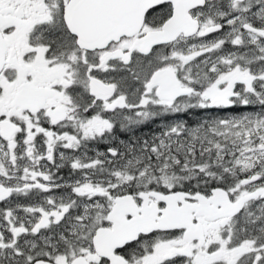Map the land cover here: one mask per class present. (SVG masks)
I'll list each match as a JSON object with an SVG mask.
<instances>
[{"label": "snow or ice", "instance_id": "snow-or-ice-1", "mask_svg": "<svg viewBox=\"0 0 264 264\" xmlns=\"http://www.w3.org/2000/svg\"><path fill=\"white\" fill-rule=\"evenodd\" d=\"M0 264H264V0H0Z\"/></svg>", "mask_w": 264, "mask_h": 264}, {"label": "flooded vegetation", "instance_id": "flooded-vegetation-1", "mask_svg": "<svg viewBox=\"0 0 264 264\" xmlns=\"http://www.w3.org/2000/svg\"><path fill=\"white\" fill-rule=\"evenodd\" d=\"M198 117L197 116H192V117H189L188 120H189V123H194V121L197 119ZM151 130L153 131H159L158 127L153 124L150 126ZM149 131L148 128H145L144 129V132L147 133ZM99 147V150L100 151H104L105 148L107 147V145H104V144H101L98 146ZM62 175H66L67 174V169L63 170V172L61 173Z\"/></svg>", "mask_w": 264, "mask_h": 264}]
</instances>
